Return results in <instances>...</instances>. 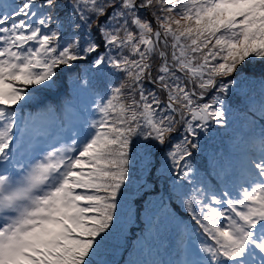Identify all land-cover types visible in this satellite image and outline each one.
Instances as JSON below:
<instances>
[{"label":"rangeland","instance_id":"rangeland-1","mask_svg":"<svg viewBox=\"0 0 264 264\" xmlns=\"http://www.w3.org/2000/svg\"><path fill=\"white\" fill-rule=\"evenodd\" d=\"M34 1L35 9L25 8L28 1L20 0L16 14L6 13L5 5L0 13V129L4 128L0 134V164L5 163L7 151L17 146L14 139L18 129H10L9 124L21 115L24 124L30 119L32 122L30 127L21 129L20 138L24 140L19 147L24 156L19 158L16 169L23 170L33 150H40L41 155L28 175L22 171L12 180L15 189L7 199H1L0 194V208L17 204L15 214L0 226V264H115L122 255L121 248L124 250L128 244L143 252L157 242L164 245V250L180 249L186 264H239L242 260L234 258L243 252L240 258L244 261L264 264V243L259 248L255 242L264 226L263 117L258 109L254 115L257 119L251 121L250 114L237 115L222 103L224 97L232 96L233 90L241 86L226 82L240 73V65L224 62L223 53L236 56L247 44L245 37L254 41L260 54L264 49V0H207L205 8L198 7V18L191 13L184 15L170 5V0H158L157 4L153 0H73L59 3L60 8L52 10L53 14L49 8L54 9L56 0ZM13 3L10 0L8 4ZM155 6L164 15L162 25L175 35L176 47L170 54L163 51L165 46L159 38L157 27L161 29V24L157 26L146 11ZM192 18H211L218 28L216 20H222L223 30L231 35L228 41L221 33L215 41L221 44V57L210 53L215 57L201 63L197 76L194 73L198 86L206 81L205 99L192 98L179 85V76L169 69L192 64V54L179 45L184 41L178 34L180 24H190ZM203 26L207 27V20L196 22L198 29ZM66 30V36H58ZM204 44L209 48L206 40L194 43L201 47ZM256 50L250 49L246 54ZM255 63L248 61L252 68ZM109 75L108 85H97ZM167 84L174 97L184 96L185 113L189 114L188 123H179L178 130L170 123L175 122L176 114L161 92V85ZM259 93L264 95V90ZM248 97L260 105L261 98ZM82 112L88 115L87 120ZM199 112L211 122L209 127L202 125V132L196 117ZM47 125L51 126L48 135ZM55 125L59 126L57 132H53ZM214 125L227 135L226 142L216 145L209 154V158L219 161V167L201 170L194 161L188 163L182 187L183 192L187 188L191 191L184 199L188 214L185 222L168 215L156 219L157 211L170 215L176 212L172 203H158L161 208L153 207L146 223L136 231L106 229V213L114 212L113 220L119 228L116 209L129 220L130 207L137 211L136 207L143 208L142 200L134 205L130 190L139 186L142 193L153 176L165 184L170 200L173 187L177 201L182 183L179 161L184 155H201L193 148L194 143L206 134L214 135ZM69 130L84 134L74 149L71 140L64 141ZM182 131L188 135L183 141H174L175 136H182ZM167 133L170 134L166 137ZM246 136L253 143L241 140ZM188 141L191 145H187ZM173 157L177 161L174 167ZM59 164L62 168L54 170ZM11 177H1L0 190L10 185ZM122 188L129 195L127 198ZM222 189H226L225 193ZM230 190L236 194L234 201L239 207L235 216L242 218L241 229L237 219L224 221L219 216L226 209L221 204L230 201ZM49 211L53 213L52 223L39 214L49 217ZM80 212L83 214L78 218ZM61 216L67 219L66 228L58 220ZM205 232L212 240L203 235ZM36 234H40L37 240ZM192 240L206 248L205 254H209L210 246L221 248L220 254L187 260L185 249ZM222 249L227 252L226 258L233 261L224 259ZM253 250L257 258L250 256Z\"/></svg>","mask_w":264,"mask_h":264},{"label":"trees","instance_id":"trees-1","mask_svg":"<svg viewBox=\"0 0 264 264\" xmlns=\"http://www.w3.org/2000/svg\"><path fill=\"white\" fill-rule=\"evenodd\" d=\"M6 4L10 0H5ZM73 0H56L54 1V9L49 10L52 12H56L59 8L60 5L59 3H71ZM155 4H157L158 0H153ZM172 6L174 8H178L179 10L183 11V14L187 16V14L192 15V17L198 18L196 16V12L200 9H203L207 5V0H170ZM32 3H35L33 0ZM46 6H49L47 4ZM199 7V8H198ZM170 8H172L170 6ZM151 15L161 24L163 32L166 36L167 40H162V44L165 46L164 51H166L168 54L173 52V49L176 47V42L174 41L175 35L174 32H169L166 30V28L162 25L163 22V17L164 16L162 13H160L157 9L156 6L155 8L149 7ZM173 9V8H172ZM53 12L51 14H53ZM148 14V13H147ZM54 17H59V15H56ZM179 17V16H178ZM181 17V15H180ZM200 19H205L207 20V27L203 26V28L198 29L196 27V22H198ZM196 22H195V21ZM199 20L196 19H191L192 23L190 24H180L179 28V37L182 39L184 42L180 43L179 45L181 47L186 48V52L192 57V64L189 63L188 67H178L179 70H174L170 69L177 74V77L179 76L180 79V86L185 87L186 91L190 94L188 88H190V80L186 78V75H189L190 77H195L194 73L197 74L200 73V65L203 61L205 60H211L213 55H209L210 53L212 54H218L217 57H221L222 52L219 51V48L221 47V44L218 42L216 43L215 41L220 38L221 33L224 35L226 40L231 39V35L227 32V30H223V27H225V24H222V20H216L220 28L216 26L215 23H213L211 18H199ZM194 22V25H193ZM223 26V27H222ZM196 29V30H195ZM67 33L66 31L61 32L58 36L61 37ZM228 34V37H227ZM67 35V34H66ZM65 35V36H66ZM64 36V37H65ZM208 42V47H205V44L203 45L204 47L201 46H195L194 43L200 41L201 43L204 41ZM245 42L247 43L246 46H243L240 48L236 53V56L229 55L227 57V53H223L224 57L222 58L223 61L227 60L228 63H233L236 62L240 66L238 69H240V73L237 74L236 76L230 77L227 79V83L230 84H241V86L235 88L232 92V96H228V102L224 103V106L228 107L231 112L236 113L237 115H251V121L256 120L258 116L255 115V111L259 110V116L262 118L260 121L264 124V115L261 114L263 111L264 114V95H261L259 91L264 90V49L262 50L260 54V50L258 47H255L252 43L254 42L253 40H248L245 37ZM216 43V44H215ZM177 45V47H180ZM220 45V47H219ZM224 46V45H223ZM254 48H257L255 52L252 54H246L248 50H254ZM196 49V50H194ZM204 49V50H203ZM194 50V51H192ZM256 53V54H255ZM230 54V53H229ZM84 59H81L79 61H82ZM248 61H256L255 67H251L248 64ZM245 65V67H244ZM69 66H66V68ZM243 68V69H241ZM253 70V71H252ZM250 71V72H247ZM70 72V71H69ZM105 75V74H103ZM229 76L232 75L231 72L228 73ZM111 82V77L110 75L106 80L101 81L98 83L96 82L97 85H102V84H107ZM115 83V82H114ZM171 84V83H169ZM194 84H195V90L199 95H206V93L203 92L204 86H206V81H202L201 85L198 86L196 83V79L194 78ZM251 84V85H249ZM254 85V86H252ZM102 87V86H101ZM135 88V86H133ZM164 88H161L162 96L164 101L166 102V95H169L171 99L175 102L177 109L179 110V116H181L182 121L184 125L188 123V111L185 113L186 106H184V96L183 97H174L172 92L167 88L169 85H164ZM188 87V88H187ZM136 93L138 94L137 88H135ZM254 95V97H263L261 98V103L260 105L254 104L252 101H250L252 98H246V96ZM138 100V98L136 99ZM218 117L217 119L220 121L221 120V111H218ZM203 113L199 112V114L196 116L197 121L201 123L200 129L202 125H207V127L211 126V122L208 120H205L202 118ZM179 119L180 117L175 115V122L172 120L170 121L171 124H173V128H177L178 130V124H179ZM163 122H168L167 119H163ZM221 122V121H220ZM215 123V120H213V124ZM213 127H216L214 129L216 134H219V127L214 125ZM187 129V128H186ZM208 129V128H207ZM189 131V130H188ZM202 132V129H201ZM170 133L166 134V137ZM188 135V133L184 136V131H182V136H175L173 139L174 141H183L184 138ZM227 135L225 134L224 136V142H226ZM201 138L197 139V141L194 143L193 148L198 149L200 151L201 155H196L190 156L186 158V155L183 156L182 160L179 161L180 163V171L181 173V179L182 183L180 186V191H179V196L178 200H174L176 198V194L174 192V189L172 187V198L173 200H170L169 197L167 198L166 196V190H165V184L160 180L159 177L153 176L152 178H149L148 186L145 184L143 192L137 195V197L133 198V203L134 205L136 204L137 201L141 200L144 197V193H146V198H144V203L140 206H143V208L136 207L138 209L135 210L134 208L130 207L129 209L132 211L130 214L129 220L124 217L122 213L117 211V217H118V222H119V228L118 226L115 225V222L113 220L114 212L113 213H106V216L103 217L105 220V225L107 230H112L115 229L116 231H119L121 229H129L130 231H136L138 228H141L144 223H146L147 220V215L150 212V210L154 207H159L166 205V204H171L172 207L175 208L176 212L175 215H170L169 213H161L157 211L155 217L156 219H159L160 217H165V216H170L172 218H180L183 219V216L186 214L185 213V205H184V199L186 195H189L191 191L189 188H187L184 192L182 191V187L184 185V180L186 178V168L189 162L194 161L195 162V167L197 169H205V168H212L216 169V167H219V161L215 162V160L210 157L209 154L217 147L215 140L213 139L212 134H206L204 135V138L200 140ZM249 141L251 142L250 137L248 138ZM247 138L241 139L245 144H249ZM246 140V141H245ZM191 141H188L187 145H191ZM169 147V146H168ZM174 147V146H173ZM164 153H162L161 156H163ZM177 164V161H174L173 157V163L172 166L174 167ZM134 175H136L134 173ZM162 175L168 176L167 173H163ZM202 182V181H200ZM160 184L159 187H155L156 185ZM128 186V185H127ZM159 188V189H158ZM130 189V188H129ZM155 189V190H154ZM125 189L122 188V191L125 195V197L129 196ZM130 192H136L138 194L139 192V186L137 188H133L130 190ZM134 193V194H136ZM230 197H231V202H234V196L235 193H232L231 190L229 192ZM180 200L182 203H180ZM158 203L161 204V206H158ZM230 204V203H229ZM201 206V205H199ZM119 210L120 207H118ZM145 209H148L147 213H145ZM124 211V210H123ZM121 233V232H120ZM134 237V236H133ZM76 254L79 256V250L76 251ZM122 254L117 260L114 262L115 264H169L173 259L179 257V252L173 248L171 250H164V245L162 243H156L155 245L152 243L149 248L145 249L143 252L142 251H136L132 246L127 245V247L123 250L121 248L120 253ZM124 257V259H122ZM153 257H157L158 260H154Z\"/></svg>","mask_w":264,"mask_h":264},{"label":"bare ground","instance_id":"bare-ground-1","mask_svg":"<svg viewBox=\"0 0 264 264\" xmlns=\"http://www.w3.org/2000/svg\"><path fill=\"white\" fill-rule=\"evenodd\" d=\"M28 163H31L29 160L27 161Z\"/></svg>","mask_w":264,"mask_h":264},{"label":"water","instance_id":"water-1","mask_svg":"<svg viewBox=\"0 0 264 264\" xmlns=\"http://www.w3.org/2000/svg\"><path fill=\"white\" fill-rule=\"evenodd\" d=\"M157 138V137H156Z\"/></svg>","mask_w":264,"mask_h":264}]
</instances>
